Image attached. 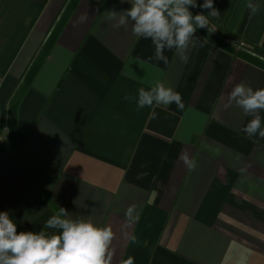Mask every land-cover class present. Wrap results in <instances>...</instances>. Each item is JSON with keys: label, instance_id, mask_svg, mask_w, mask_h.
<instances>
[{"label": "crops", "instance_id": "crops-1", "mask_svg": "<svg viewBox=\"0 0 264 264\" xmlns=\"http://www.w3.org/2000/svg\"><path fill=\"white\" fill-rule=\"evenodd\" d=\"M252 2L255 16L247 0H214L215 31L197 30L187 63L166 48L164 64L131 21H108L127 0H0V211L18 232L63 207L112 226V264H264V138L225 109L236 84L264 88V0ZM157 81L185 107L150 119L134 97ZM132 204L138 222L125 221Z\"/></svg>", "mask_w": 264, "mask_h": 264}, {"label": "clouds", "instance_id": "clouds-1", "mask_svg": "<svg viewBox=\"0 0 264 264\" xmlns=\"http://www.w3.org/2000/svg\"><path fill=\"white\" fill-rule=\"evenodd\" d=\"M121 3L125 0H120ZM130 8L119 15L115 10L108 13L107 19L114 29L127 28L132 22L131 31L137 38L150 39L155 46V54L150 59L168 63L164 51L175 49L179 59L187 63L189 44L193 41L198 29L214 32L212 19L220 17L219 10L214 6V0H127ZM199 7L202 11L193 15L190 8ZM250 15L259 13L261 5L247 0ZM203 10H209L205 15ZM199 40V37H196ZM202 46V45H201ZM129 95L125 96L129 100ZM137 111L152 108L150 119H155V106L175 104L177 108L185 107L181 93L162 81H157L147 89L140 87L134 97ZM239 106L245 116L251 117L241 129L249 137L264 138V126L261 116L264 111V88L253 89L246 82L236 84L229 93L225 109L232 102ZM165 159L167 155L165 154ZM183 160L189 171H194L197 161L183 151ZM136 215L133 216V213ZM125 221L138 222L140 218L137 205L132 204L124 210ZM46 229H56L51 235ZM116 234L111 225L99 226L92 219L72 218L69 211L63 207L50 216L39 231H19L17 223L9 211H0V264H112L115 254L114 240ZM131 242L137 238L131 234ZM131 264V261L128 262Z\"/></svg>", "mask_w": 264, "mask_h": 264}, {"label": "built area", "instance_id": "built-area-1", "mask_svg": "<svg viewBox=\"0 0 264 264\" xmlns=\"http://www.w3.org/2000/svg\"><path fill=\"white\" fill-rule=\"evenodd\" d=\"M227 43H234L235 45H237L238 47H243L245 45L244 41L242 40H236V39H233L231 37H228L226 39Z\"/></svg>", "mask_w": 264, "mask_h": 264}]
</instances>
